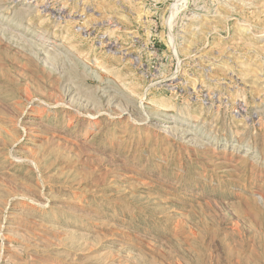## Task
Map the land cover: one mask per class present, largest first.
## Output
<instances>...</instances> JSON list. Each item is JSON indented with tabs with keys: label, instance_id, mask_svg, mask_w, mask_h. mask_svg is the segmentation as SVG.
Returning <instances> with one entry per match:
<instances>
[{
	"label": "rangeland",
	"instance_id": "1",
	"mask_svg": "<svg viewBox=\"0 0 264 264\" xmlns=\"http://www.w3.org/2000/svg\"><path fill=\"white\" fill-rule=\"evenodd\" d=\"M0 264H264V0H0Z\"/></svg>",
	"mask_w": 264,
	"mask_h": 264
}]
</instances>
